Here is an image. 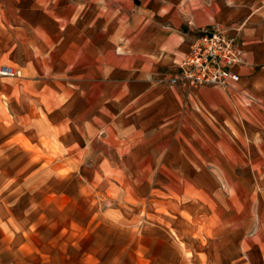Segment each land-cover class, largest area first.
Here are the masks:
<instances>
[{
    "label": "crops",
    "instance_id": "obj_1",
    "mask_svg": "<svg viewBox=\"0 0 264 264\" xmlns=\"http://www.w3.org/2000/svg\"><path fill=\"white\" fill-rule=\"evenodd\" d=\"M79 23L65 37L60 27L50 36L47 23L22 27L24 51L12 60L26 73L0 77V264H225L223 254L212 258L205 249L194 263L171 235L123 232L137 217L111 195L117 186L129 193L119 176H176L178 135L223 128L214 115L264 108V0H92V17ZM214 27L229 29L245 50L234 68L240 81L172 85L177 63ZM50 42L57 59L84 71L50 74ZM4 59L0 48V65ZM69 79L82 83L71 91ZM103 227L120 235L121 247H92L106 237ZM82 241L88 247L80 254ZM70 250L79 254L72 262Z\"/></svg>",
    "mask_w": 264,
    "mask_h": 264
},
{
    "label": "rangeland",
    "instance_id": "obj_2",
    "mask_svg": "<svg viewBox=\"0 0 264 264\" xmlns=\"http://www.w3.org/2000/svg\"><path fill=\"white\" fill-rule=\"evenodd\" d=\"M14 11L16 17H12ZM0 13V48L2 55L6 56L0 67L10 65L22 71L21 77H0L15 79L26 73L23 64L13 62L17 52L24 51L22 27L32 24L40 28L47 23L50 36L56 34L60 27L62 30L66 28L65 37L68 31L76 30L79 20L81 27H84V22L87 25L92 17V0H0ZM15 25L18 27L17 36ZM34 45L37 52L40 51L41 41ZM55 47L56 43L52 45L50 42V74L61 72L71 77L84 71L81 64L79 66L66 58L57 59L53 54ZM19 59L28 61L24 53L19 55ZM79 83L82 82L69 79L65 85L72 91L73 86ZM67 98L64 96L62 100ZM215 117L219 122H225L223 128L206 130L194 127L187 131L188 136L183 133L175 139L178 150L176 176L157 175L140 179L119 176L129 193H118L120 188L117 186V191L111 196H118V201L113 204L122 207L127 217H137L127 226H122L123 232L133 229L148 236L154 233L161 237L165 234V238L174 236L175 248L189 251L188 256L194 263H199V259L195 260L205 249L212 258L223 254L225 264H232V260L238 257L239 262L235 264H264V175L256 174H264V108L258 106L240 113L231 110L214 115V121ZM188 137L192 138V144L186 146L182 140ZM184 149H187L186 154L181 153ZM255 155L262 156V159H255ZM135 185L140 187L136 191L142 188L139 195L132 189ZM109 205L108 202L103 203V208H109ZM102 235L106 236L104 240L92 241V247L96 245V249H100L112 243L114 248H118L124 243L120 235H111L105 227ZM87 247L88 242L82 241L80 254ZM69 252L73 254L70 262L76 260L74 257L79 254L74 250ZM105 259L115 261V257L102 258ZM80 260L83 261L81 256Z\"/></svg>",
    "mask_w": 264,
    "mask_h": 264
},
{
    "label": "built area",
    "instance_id": "obj_3",
    "mask_svg": "<svg viewBox=\"0 0 264 264\" xmlns=\"http://www.w3.org/2000/svg\"><path fill=\"white\" fill-rule=\"evenodd\" d=\"M245 62V50L229 29L205 28L177 63L170 83L190 87L220 86L231 88L240 81L235 67ZM0 75L21 77L22 71L10 65L0 67Z\"/></svg>",
    "mask_w": 264,
    "mask_h": 264
}]
</instances>
